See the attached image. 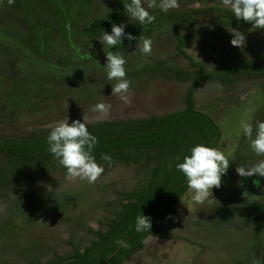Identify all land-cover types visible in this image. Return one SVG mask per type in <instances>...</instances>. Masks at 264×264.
Wrapping results in <instances>:
<instances>
[{
  "label": "rangeland",
  "instance_id": "1",
  "mask_svg": "<svg viewBox=\"0 0 264 264\" xmlns=\"http://www.w3.org/2000/svg\"><path fill=\"white\" fill-rule=\"evenodd\" d=\"M53 1L57 3L56 9L50 0H15L11 5L4 0L0 4L1 29L5 26L12 36L18 32L32 42L35 35L39 39L43 37L46 46L42 51L36 49V53L41 54L37 69L35 62L27 60L24 65L0 52V91L3 92L0 93V136H18L47 129L46 126L67 116L69 123L73 120L83 122V116L87 123H95L160 117L185 107L186 84L140 71L136 77L128 76L132 81L131 105L111 95V84L107 83L102 68L106 59L102 64H94L86 74L82 70L85 66L79 65L87 64L92 54H108L109 50L105 49L104 53L95 39L103 33L91 36L83 33L74 38V31L68 32L66 15L58 14L62 8L68 10L69 5L61 6L65 0ZM124 1L126 5L128 2ZM210 1L220 3L219 0ZM127 15L124 13V19L116 23H126L125 31L132 22L128 23ZM72 17L75 26L82 20L80 16ZM217 23L214 26L200 21L183 29L184 50L196 60H203L215 68L237 64L239 60H259L264 56V29L254 30L250 23L239 25L237 20ZM176 29L177 25H163L142 35L152 40V55L149 57L136 51L137 41L119 50L126 55L127 72L140 68L143 71L145 64L156 61H168L181 69H188L175 47ZM233 29L245 36L244 45L231 44ZM107 31L110 32L111 28ZM48 40L49 44L46 43ZM41 58L45 60L43 63ZM52 67L56 68L57 76L78 78L70 85L64 80L59 83L60 79L49 75L53 73ZM47 70L48 75H39ZM18 71L31 73L27 77V86L33 89H11L17 84ZM32 73L39 77L35 78ZM30 76L33 77L30 79ZM32 83L37 84L30 86ZM101 102L112 105L107 116L93 111V106ZM195 103V107L211 117L220 128L222 138L218 148L231 155L229 169L222 176L221 186L213 188L211 203L194 205L187 191L176 205L175 212L160 224L163 233L177 238L149 237L144 249L134 253L124 264H264V198L257 196L251 201L241 200L234 196L236 189L232 190V180L243 183L236 167L258 159L251 154L237 131L239 122L247 114L264 120V77L241 78L228 88L205 83L197 90ZM141 177L139 168L119 165L105 171L95 184H88L78 179L66 180L60 167L50 176H39L29 184L13 188L5 197H0V264H28L16 251L32 243L44 255L40 263L55 254H71L70 244L84 246L91 237L87 228L100 229L99 222L109 217L110 205L118 198L116 193L135 188ZM227 202L232 206L231 210H221L220 207L226 206Z\"/></svg>",
  "mask_w": 264,
  "mask_h": 264
},
{
  "label": "trees",
  "instance_id": "2",
  "mask_svg": "<svg viewBox=\"0 0 264 264\" xmlns=\"http://www.w3.org/2000/svg\"><path fill=\"white\" fill-rule=\"evenodd\" d=\"M121 12L122 10L118 9L106 20L94 22L92 30H82L81 35L83 33L101 34L107 31L113 22L121 18ZM192 14L180 11L173 13L169 20H156L152 24L153 29H146L145 33L165 24L180 22L184 18H186L184 24H191L200 14L209 16L210 12L199 10ZM181 27L182 25L178 27V32ZM140 35H144L143 31ZM34 39L43 41V37L39 39L35 36ZM177 40L179 41L176 46L178 52L189 61L193 72L181 71L168 61L148 62L144 65L145 67H142H144L143 71L150 75L157 74L168 80L175 79L189 84L184 98L185 107L182 110L148 119L101 121L88 124L89 130L98 138L93 154L99 163L105 165V171H111L119 165L139 168L142 177L138 185L129 191L116 193L118 198L110 205L112 210L109 212V217L99 222L100 229L87 228L91 237L84 246L70 244L73 250L71 254L66 256L55 254L50 260L40 263L44 255L35 244L32 243L24 249H17L18 256L25 259L28 264H124L132 258L134 253L144 249L149 237L166 240L177 238L163 233L159 227L170 213L175 212L176 205L188 191L182 174L175 170L174 158L182 157L195 143L203 142L218 148L222 138L221 130L212 118L195 107L197 86L207 81L220 82L229 86L232 79L230 74L236 75L235 72L238 73L240 69L228 66L221 69L214 68L208 72L204 62L194 60L183 51L180 33L177 35ZM25 41L26 39L18 35V32L12 36L8 31L0 29V52L18 57L24 65L27 56L26 48L30 49ZM128 42L124 40L122 47L114 51L122 50ZM97 62V56H93L87 64L79 63V65L85 66L82 70L86 74L90 66L98 65ZM256 62L264 67V56ZM139 71L143 73L142 68ZM77 78L78 76H63L61 79L71 82ZM33 84L35 83L30 86ZM14 85L26 86L20 82ZM46 136L47 129L24 132L18 136L0 137V197H5L6 193L13 188L31 183L39 176H50L60 168L48 151ZM101 153L112 155L111 167L100 160ZM61 169L65 174V170L62 167ZM140 215L150 218L152 223L150 232L135 231L136 218ZM118 240L125 241L128 246L126 248L121 246L112 258L103 263L120 246L116 243Z\"/></svg>",
  "mask_w": 264,
  "mask_h": 264
},
{
  "label": "clouds",
  "instance_id": "3",
  "mask_svg": "<svg viewBox=\"0 0 264 264\" xmlns=\"http://www.w3.org/2000/svg\"><path fill=\"white\" fill-rule=\"evenodd\" d=\"M3 2L4 0H0V4ZM14 2L15 0H7L9 5ZM219 2L220 6L227 9L237 21L250 23L254 30L264 29V0H219ZM179 7L180 0H128L125 5L128 23L135 21L142 27L155 23V10L168 13ZM126 26L123 22L119 25L113 22L110 32L104 31L95 39L102 46L104 53L105 49L109 50L102 68L106 72L107 83L111 84V95L117 96L124 104L131 105L132 81L126 69V55L122 51L117 52L113 49L122 47L125 39L129 42L136 40V51L144 57H149L152 55V40L146 36L140 35L137 38L127 33ZM232 33L234 38L231 44L237 47L244 45L245 36L235 29ZM111 109L110 103L101 102L93 106V111L105 116ZM46 127L45 139L48 151L65 170V179L69 181L78 179L88 184H95L104 174L105 165L99 163L93 154L98 138L89 130L85 117L83 116V122L73 120L69 123L67 116ZM237 135L243 137L251 154L258 158L254 162L239 164L235 169L237 174L245 179L254 175L264 177V120L254 119L251 114H247L246 118L239 122ZM100 160L108 167L112 166L113 157L110 153H101ZM174 160L175 170L182 174L188 193L191 194V202L194 205H202L212 202V190L221 186L222 176L226 175L231 164V155H226L217 147L200 142L193 144L186 154L182 157L177 156ZM151 228L149 217L137 216L135 222L137 233L150 232ZM116 243L125 248L128 246L123 240H118Z\"/></svg>",
  "mask_w": 264,
  "mask_h": 264
},
{
  "label": "flooded vegetation",
  "instance_id": "4",
  "mask_svg": "<svg viewBox=\"0 0 264 264\" xmlns=\"http://www.w3.org/2000/svg\"><path fill=\"white\" fill-rule=\"evenodd\" d=\"M107 2L111 3V4L107 5ZM124 2H125L124 0H65L63 3H61V6L62 7H67L69 5V9L66 10L65 8H62V9L59 10L58 14L63 15V16L66 15V17H64V18L66 20L65 23L68 24V32L74 31V38H75V36L81 34L82 30H92V26L94 25V22L101 21V20H106L110 15H112L114 12H116L118 10L117 9L118 5L120 6L119 9H121L122 12H121V18L119 20H116L115 23H117L121 19L123 20L124 19V13L128 14L127 11H126ZM126 2H128V0ZM49 3H53V7L55 9L57 8V3L54 2L53 0L52 1L50 0ZM104 4H106V5H104ZM98 8H99V10H97ZM199 10H201L202 12L205 11V10H209L210 14H209V16L200 14L198 17H196V19H194V21L191 24H184V22H186V18L183 17L184 19H182L180 22L173 23V24L169 23V24H165L164 25V26L177 25V29H176V33H175V41L177 42L176 46H178V44H179V41L177 40V35H178V33H180L181 42L183 43V46H182L183 47V51L187 55H190V54H188L184 50L185 41H184L183 35H182V30L183 29H185L187 27H192L194 25H197V23H199L200 21H207L209 24H212V25L215 26V22L219 23V22L227 21V20L236 21V18L234 16H231V13L227 9H224L223 7H221L220 3H213L210 0H201V1H196V2H191L189 0L180 1V7L178 9L171 10L168 13H161V12H159L158 9L155 10L156 20H161V19H164V20L168 19L169 20V19H171L170 18L171 14L179 12V11L180 12H184L186 14L190 13L191 15H193L192 12L199 11ZM219 12H221V13H219ZM74 15L77 16V17L80 16L82 18L81 22L77 26H75L74 22H72V19H73L72 16H74ZM191 17H193V16H191ZM237 24H239V25H248L244 21H239V23H237ZM181 25H182V27L180 29V32H178V27L180 28ZM150 28L153 29V25H147V26H143L142 27L137 22L132 21L131 24L128 26L126 32L127 33H131L135 37L139 38L141 31H143V33L145 34L146 29H150ZM0 29H1V27H0ZM2 29L5 30L6 32L8 30V29L5 28V26ZM148 32H150V31H148ZM133 33H135V34H133ZM86 34H88L89 36L98 35V34H92V33H86ZM35 36H34V38H35ZM34 38H33V42L29 41L28 39H26V41H25L26 43L25 44H27L30 49L27 50V48H26L25 52L29 53L26 56V62H28L27 60L35 62V64H36V68L35 69H37V66L39 64L38 61L40 60L41 54L39 56L36 53V49H38V50L41 49V51H42V49L46 48V46L43 45L44 40L41 42V41H36V39H34ZM135 41L136 40H133L131 42H128L127 44H133ZM69 42H71V39H69ZM31 43H32V46L29 45ZM46 43L49 44L50 43L49 40ZM49 47L52 48L51 45ZM176 50L178 52L177 47H176ZM5 55L7 56L9 54H5ZM179 55L186 61V66H187L188 69H181L180 67H177L176 64H174V63L173 64L177 68H179L181 71H186V72L187 71L188 72L192 71L193 72V70L189 66V61L182 54L179 53ZM93 56H98V62H97L98 65L102 64V62L106 59V55L99 56V55H93L92 54V57ZM190 56L193 57V55H190ZM10 57H12L14 59L16 58L13 55H10ZM99 58H101V59L99 60ZM16 59H17V61H20V59L18 57ZM193 59L196 60L194 57H193ZM256 59H258V58H256ZM41 60H42V63H43V61H45L43 58H41ZM196 61L205 63V61H203V60H196ZM252 61L253 60H251V61L250 60H239L237 64L232 63L230 65L223 66V67H228V66L239 67L240 69H239L238 73L235 72L236 75L235 74H230V75H232V79H231V83H230L231 85L225 86V85H223L220 82H215V84H219L220 86L228 88V87H232V85L238 79H241V78H251V77L252 78H261V77H264V67L260 64L261 61H260V63H257L256 62L257 60H254L253 61L254 63H251ZM55 65H57V63H55ZM93 66H94V64L92 65V69L94 68ZM206 66H207L208 72H211L215 68L214 66L210 67L207 64H206ZM41 67H42V65H41ZM223 67H221V68H223ZM209 68H213V69H209ZM221 68H218V69H221ZM51 69H53V71H52L53 73H51L49 75H52V77L56 78V79H61L62 78V76H60V75L57 76V74L55 73L56 68L52 67ZM90 69H91V66H90ZM241 71H243V72L241 73ZM18 72H16L18 74V76H19V78L17 79V82L23 83L26 86H18V85H16L15 87H13L11 89L13 91H15V90L23 91V90L28 89V88L33 89L31 87H28L27 86V81H25L27 79V77L29 75H31V74L28 75V73H23V74L21 73L22 74V80H21L20 72L19 73ZM258 72H261V73L258 74ZM48 73H49V71L47 70L45 73L39 74V75H48ZM143 73H146V72H143ZM32 74L36 75L35 78L39 77V76H37L38 75L37 73H32ZM139 74H140L139 69L137 71H135V72L134 71L133 72H128V76H131V77L133 75H134L133 77H136V75H139ZM146 74H149V73H146ZM154 76H158V75L156 74ZM32 77L33 76H30L29 78H32ZM63 80L64 79H61V81L59 80V83L62 82ZM65 81L66 80H64V82ZM174 81L179 82V81H177L175 79H174ZM180 83H183V82H180ZM205 83H212V82L207 81V82L200 83L197 86L196 92ZM35 84H37V83H35ZM70 84H72V83L68 82V85H70ZM184 84L187 85V89H188L189 84H187V83H184ZM6 91H7V89H6ZM196 92H195V94H196ZM0 93H3V92L0 91ZM146 119H148V118H146ZM125 120H136V119H125ZM88 124H91V123H88ZM42 130H44V129H42ZM3 136H8V135H3ZM3 136H0V137H3ZM237 180L238 179L232 180L233 181V185H234L233 188H232L233 192H234V189H236L234 196H238L241 200H246V201H248V200L251 201L254 197H257V196H260V197L264 198V177H257V176L254 175V176L246 178V179L243 178V183H242V181L237 182ZM228 202H230V201H228ZM228 202H227V204H224L226 206L220 207V209L223 210V208H225L227 210L228 209L231 210L232 206H230V204ZM217 210H219V208Z\"/></svg>",
  "mask_w": 264,
  "mask_h": 264
},
{
  "label": "water",
  "instance_id": "5",
  "mask_svg": "<svg viewBox=\"0 0 264 264\" xmlns=\"http://www.w3.org/2000/svg\"><path fill=\"white\" fill-rule=\"evenodd\" d=\"M121 248V246H118V248L114 251V252H112V254L103 262V263H105L106 261H108L110 258H112L113 257V255L119 250Z\"/></svg>",
  "mask_w": 264,
  "mask_h": 264
},
{
  "label": "crops",
  "instance_id": "6",
  "mask_svg": "<svg viewBox=\"0 0 264 264\" xmlns=\"http://www.w3.org/2000/svg\"><path fill=\"white\" fill-rule=\"evenodd\" d=\"M164 222V221H163Z\"/></svg>",
  "mask_w": 264,
  "mask_h": 264
}]
</instances>
